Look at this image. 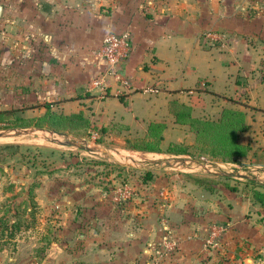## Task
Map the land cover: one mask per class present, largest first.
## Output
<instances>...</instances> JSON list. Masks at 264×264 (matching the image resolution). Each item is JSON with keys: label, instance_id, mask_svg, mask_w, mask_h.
<instances>
[{"label": "crops", "instance_id": "0c3cea01", "mask_svg": "<svg viewBox=\"0 0 264 264\" xmlns=\"http://www.w3.org/2000/svg\"><path fill=\"white\" fill-rule=\"evenodd\" d=\"M0 6L1 126L35 128L48 112L82 115V139L124 143L126 158L114 157L118 150L110 155L138 164L141 154L189 156L167 150L194 149L196 121H219L236 110L248 125L238 137L249 147L240 161L264 168V0H0ZM207 32L224 40L211 47ZM124 33L134 44L123 68L130 88L119 93L111 80L105 93L90 90L107 68L98 57L104 39ZM178 106L191 118L178 120ZM153 124L163 126L162 152L132 149L158 142ZM120 168L158 177L144 183L141 173L128 175L137 186L124 205L82 187V230L91 233L82 234V264H145L165 237L179 249L163 264H264V209L245 192L251 181L185 168ZM214 223L226 227L221 250L205 245ZM65 256L64 249L51 252L44 264H68Z\"/></svg>", "mask_w": 264, "mask_h": 264}, {"label": "rangeland", "instance_id": "374dc122", "mask_svg": "<svg viewBox=\"0 0 264 264\" xmlns=\"http://www.w3.org/2000/svg\"><path fill=\"white\" fill-rule=\"evenodd\" d=\"M15 129L37 130L29 125L19 128L11 121L0 125V146L17 147L0 152V264H44L51 252L62 253V249L70 257L66 261L68 264H82V234L91 235L82 230V187L87 186L88 193L95 190L115 203L114 198L125 184L124 180L133 193H136L137 186L136 179L129 178L128 181V175L133 172L125 171L118 177L113 160L85 150L82 140L103 146L106 151H122L112 153L118 159L126 158L129 151L124 143L116 140L105 139L103 144H98L93 138L82 139V132H63L80 143L76 147L19 135ZM50 137L65 140L61 134ZM141 155L143 159L138 164L128 161L129 165L154 167L155 162L169 157ZM170 158L194 159L190 156ZM207 160L223 165L222 161L211 157ZM234 167L241 171L255 169L254 164L243 160L223 166L222 170L232 171ZM191 170V173L207 175L201 170ZM252 177L257 180L253 183L263 190L264 173L257 171ZM252 188L249 186L245 192Z\"/></svg>", "mask_w": 264, "mask_h": 264}, {"label": "trees", "instance_id": "16d2710c", "mask_svg": "<svg viewBox=\"0 0 264 264\" xmlns=\"http://www.w3.org/2000/svg\"><path fill=\"white\" fill-rule=\"evenodd\" d=\"M179 107V106H178ZM178 107H175L177 110ZM180 112H176L178 120L182 122L191 118L190 111L186 106L179 107ZM182 118V119H181ZM38 128H49L55 131L62 132H82V115L66 116L54 112H48L43 117L34 121ZM197 127V144L194 149L189 150L188 147L178 144H171L167 150L168 153L177 155H189L193 158H207L220 159L223 163H241V158L245 157L249 152V147L241 145L238 142L239 134L248 128L245 121V114L236 110L224 111L219 121H196ZM163 126L161 124H153L151 128V135L158 138V142H137L132 144V149L162 152L160 148V141L162 139L161 132ZM99 142H102L99 140ZM17 148L14 145L0 146V152L9 151ZM117 167V166H116ZM118 177L123 175L125 171L123 168L117 167ZM133 173H141L144 183L156 180L158 172L156 171H131ZM193 177V176H192ZM222 179V178H221ZM204 181L203 179H200ZM222 180L230 181L228 178ZM123 183H127L125 180ZM253 187L251 193L254 200L264 209V185L263 190H260L255 183L251 184ZM233 190H236L233 188Z\"/></svg>", "mask_w": 264, "mask_h": 264}, {"label": "built area", "instance_id": "2783aa9c", "mask_svg": "<svg viewBox=\"0 0 264 264\" xmlns=\"http://www.w3.org/2000/svg\"><path fill=\"white\" fill-rule=\"evenodd\" d=\"M205 39L211 47H215L218 43H221L224 40V37L219 33L207 32L205 33ZM133 49L134 44L131 34H109L104 39L103 44L98 51V57L104 60L107 64L106 71L90 83L89 89L98 88L105 93L106 88L110 87L111 80H114L119 84V93L123 89L130 88L131 80L123 72V68L131 57ZM144 92L148 94H157L159 93V89L155 87H146L144 88ZM117 192L114 200L118 204H128L133 199L134 193L128 184L122 185ZM225 233L226 227H224V225L218 223L212 224L209 228L208 237L206 238V247L212 250H221L224 243L223 239ZM178 249V242L175 239L165 237L145 264H163L167 258H171L175 255L178 252Z\"/></svg>", "mask_w": 264, "mask_h": 264}, {"label": "water", "instance_id": "95a60500", "mask_svg": "<svg viewBox=\"0 0 264 264\" xmlns=\"http://www.w3.org/2000/svg\"><path fill=\"white\" fill-rule=\"evenodd\" d=\"M1 14H2V7L0 6V17H1ZM35 129L37 130H34L33 132L26 131V130H20V129H17V130L15 129L14 131H16V133H18L19 135L33 136L37 139L52 142V143H57L60 145L78 147L80 144L78 143V141H74L70 139L66 134H63V133H58V132H54V131H50V130L42 129V128H36V127ZM55 134L63 135L65 140L59 141L56 138L50 137L51 135H55ZM82 143L86 146V147L82 146V148H86L85 150H88L89 152H92V153L102 154L106 158L112 159L115 166L128 167L130 169L138 168V169L151 170L152 168H160L161 166L165 165L166 167H172V168L196 169V170H201L202 172H205L207 174L217 175L219 177L235 178V179L247 180V181H252V182H257V180L252 177L255 172L259 171L261 173H264V170L261 168H257V169L255 168L249 171H241L238 167L236 168L234 167L232 171H224L222 170V167L229 165V163H223V165H220V164L217 165L216 163L210 160L201 159V158L160 160L154 163V167H150V168L132 167L129 165V162H120L118 160H115L109 154L111 151L104 150L103 146L92 144L91 142L84 141V140H82Z\"/></svg>", "mask_w": 264, "mask_h": 264}, {"label": "bare ground", "instance_id": "6f19581e", "mask_svg": "<svg viewBox=\"0 0 264 264\" xmlns=\"http://www.w3.org/2000/svg\"><path fill=\"white\" fill-rule=\"evenodd\" d=\"M39 143V142H38ZM110 154V153H109ZM139 157H140V155H139ZM136 159H139V160H141L142 158L140 157V158H136ZM121 162H125V161H121Z\"/></svg>", "mask_w": 264, "mask_h": 264}]
</instances>
